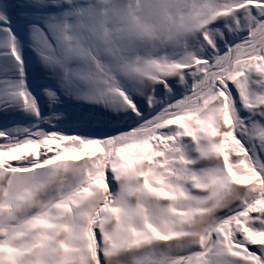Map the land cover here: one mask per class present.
Wrapping results in <instances>:
<instances>
[{"label": "snow or ice", "instance_id": "snow-or-ice-1", "mask_svg": "<svg viewBox=\"0 0 264 264\" xmlns=\"http://www.w3.org/2000/svg\"><path fill=\"white\" fill-rule=\"evenodd\" d=\"M0 264H264V0H0Z\"/></svg>", "mask_w": 264, "mask_h": 264}]
</instances>
